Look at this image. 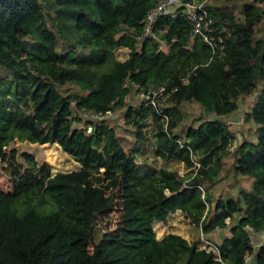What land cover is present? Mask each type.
Masks as SVG:
<instances>
[{"label": "trees", "instance_id": "1", "mask_svg": "<svg viewBox=\"0 0 264 264\" xmlns=\"http://www.w3.org/2000/svg\"><path fill=\"white\" fill-rule=\"evenodd\" d=\"M155 4L0 0V70L7 73L0 77V162L12 186H0V264H245L251 254L254 264H264V244L253 249L246 229L264 231V0H240L238 11L234 4L207 6L224 43L213 55L181 14L159 17L154 37L143 39L142 21ZM120 48L129 51L123 61L114 54ZM125 82L143 91L176 88L161 106L166 128L152 107L126 106ZM256 89L245 115L256 140L244 139L232 151V133L220 118ZM184 103H197L206 117L178 130ZM81 107L122 110L139 146L143 130L153 125L154 155L188 172L143 170L135 161L140 147L126 152L107 122L90 131L72 126V113ZM180 133L185 147L176 143ZM14 140L56 143L79 168L51 174L47 163L25 153L22 168L8 149ZM230 154L233 172L253 179L251 189L237 199L218 198L212 207L204 184L216 182ZM114 190L120 223L99 233L97 220L111 212ZM176 211L202 234L227 235L210 242L214 249L172 233L156 239L154 223H166Z\"/></svg>", "mask_w": 264, "mask_h": 264}, {"label": "rangeland", "instance_id": "2", "mask_svg": "<svg viewBox=\"0 0 264 264\" xmlns=\"http://www.w3.org/2000/svg\"><path fill=\"white\" fill-rule=\"evenodd\" d=\"M238 2L240 0H209L208 5H235L236 11H238ZM165 50V47L163 48ZM128 50L120 48L114 52L115 58L123 61L128 57ZM6 72L0 70V77H6ZM61 91L74 90L82 92L78 86H63L59 88ZM259 93V89L254 90L249 95H245L238 100V110L226 118H220L230 129L232 133V140H235V146L230 150H234L244 139L247 141L255 142V125L246 121L245 115L250 110L251 106L255 103L256 97ZM10 103V102H9ZM9 103H6L9 106ZM183 113V120L180 123L178 130L181 128H188L189 126H196L200 117H206L202 108L197 103H184L181 105ZM122 110L115 111V116H112L107 121L112 129H114L117 137L119 138L124 150L126 152L132 151L139 146L138 138L135 135V130L124 123L122 120ZM207 118H213L208 115ZM74 124V123H72ZM148 124H152V120H148ZM82 128V127H80ZM154 126L150 125L143 130V139L141 140L139 151L136 152V164L142 167L143 170L157 171L160 168L168 170H176L180 175H184L188 172L182 163H178L173 160H164L154 155ZM88 131V128H87ZM181 136H184L183 133ZM8 149H14L16 161L23 167H26V162L23 159V153L32 156V159L37 164L47 163L50 168L51 174L56 172H71L79 168L77 162L72 157L66 154L56 144H33L28 141L14 140L9 144ZM234 157L230 154L222 160V169L218 174L217 180L213 184H204V188L207 190L211 206L215 205L218 198L221 199H237L240 192L249 191L252 186L253 179L247 176L235 174L233 172ZM6 166L0 162V186L3 190L7 191L12 188L11 186V172L5 168ZM112 210L104 217H100L97 220L98 232H110L114 230L120 223L118 191L114 190ZM239 216L235 217L238 220ZM153 229L156 235V239L160 240L167 234H176L188 242L197 241L199 248L214 249L212 244L208 245L204 241L207 240L211 243H218L222 238L227 235L226 230H216L210 234H202L198 232V228L190 224V222L184 218V216L176 211L168 216L167 222L162 224L160 222L154 223ZM101 230V231H100ZM161 230V231H160ZM245 264L253 263V254L248 255L245 259Z\"/></svg>", "mask_w": 264, "mask_h": 264}, {"label": "built area", "instance_id": "3", "mask_svg": "<svg viewBox=\"0 0 264 264\" xmlns=\"http://www.w3.org/2000/svg\"><path fill=\"white\" fill-rule=\"evenodd\" d=\"M208 3L209 0H156V4L144 16L141 37L143 39L154 37L153 27L159 17L170 16L175 18L178 14H181L186 17L192 26V35L206 43L210 47L213 55L217 49L222 50L224 48V43L220 36H217L219 33L216 34L213 30L212 19L207 10ZM160 48H164L163 43L160 44ZM123 87L130 90L124 97L126 106L131 107L133 110L152 107L161 117L160 122L166 128L169 118L163 113L161 106L176 91V88L167 91L162 86L157 89L143 91L139 90V85L133 82H125ZM112 116H115V111L98 113L81 107L72 113L71 120L74 123L72 126L82 128L87 126L88 131H90L91 125H100L102 122H107ZM187 142L184 136H180L176 140V143L180 147L187 146ZM234 146L235 140L233 139L231 140L230 148ZM196 166L198 165L196 164ZM225 222L229 223V220L227 219ZM246 229L252 237L251 245L253 249H257L260 245L264 244V231L253 232L250 226H246ZM204 242L208 245L211 244L207 240Z\"/></svg>", "mask_w": 264, "mask_h": 264}, {"label": "water", "instance_id": "4", "mask_svg": "<svg viewBox=\"0 0 264 264\" xmlns=\"http://www.w3.org/2000/svg\"><path fill=\"white\" fill-rule=\"evenodd\" d=\"M20 63H21L22 65L25 66V60H24V58H22V59L20 60Z\"/></svg>", "mask_w": 264, "mask_h": 264}, {"label": "bare ground", "instance_id": "5", "mask_svg": "<svg viewBox=\"0 0 264 264\" xmlns=\"http://www.w3.org/2000/svg\"><path fill=\"white\" fill-rule=\"evenodd\" d=\"M161 231V230H160Z\"/></svg>", "mask_w": 264, "mask_h": 264}]
</instances>
